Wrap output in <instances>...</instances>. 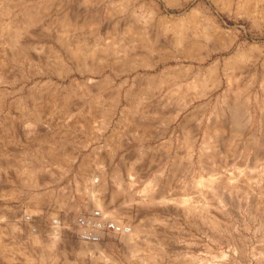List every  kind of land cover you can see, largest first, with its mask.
<instances>
[{
  "label": "rangeland",
  "instance_id": "374dc122",
  "mask_svg": "<svg viewBox=\"0 0 264 264\" xmlns=\"http://www.w3.org/2000/svg\"><path fill=\"white\" fill-rule=\"evenodd\" d=\"M210 20L222 31L200 35ZM76 45L97 52L80 61ZM216 59L220 84L208 79ZM262 84L264 0H0V264H264ZM92 158L84 173L95 165L114 197L106 213L149 181L165 197L106 214L140 225L134 249L112 232L80 238L91 225L76 221L98 209L70 207Z\"/></svg>",
  "mask_w": 264,
  "mask_h": 264
},
{
  "label": "bare ground",
  "instance_id": "6f19581e",
  "mask_svg": "<svg viewBox=\"0 0 264 264\" xmlns=\"http://www.w3.org/2000/svg\"><path fill=\"white\" fill-rule=\"evenodd\" d=\"M227 1H229V0H227ZM240 3V2H239ZM247 3V1H244V4H246ZM252 5V4H251ZM69 6V5H68ZM249 6H248V9H247V11H249ZM198 8H194V9H192L191 10V12L189 13V14H187L186 16H183V17H177V18H175V19H171V20H173V21H182L184 18H186V17H188V16H194L195 15V13H196V10H197ZM251 10V9H250ZM253 10H254V7H253ZM155 14V13H154ZM77 16V15H76ZM75 16V17H76ZM156 16L158 17V19H163V18H161V16H159L157 13H156ZM166 18V17H165ZM26 19V18H25ZM75 20V19H74ZM198 20V19H197ZM185 21H186V19H185ZM194 22V21H193ZM191 23V24H194V23H196V21L194 22V23ZM61 26L62 27H67V26H69V23L66 21V20H62L61 21ZM185 25V24H184ZM209 27H210V32H206V31H204V30H202V32H199V34L200 35H202V36H205V37H207V36H215L216 34H218L217 32H221L222 30H221V27L218 25V24H216L214 21H212V20H210L209 21ZM201 27V26H200ZM185 27H183V25H182V23H179V27H177V28H175V33H176V35H177V38H176V41H177V43H181V41H182V39L184 38L183 37V35H184V33H186V30L184 29ZM193 28L195 29L196 27H194L193 26ZM172 30V29H171ZM209 31V30H208ZM192 32V31H191ZM227 32V31H226ZM8 34V33H7ZM12 35V34H11ZM6 36V35H5ZM8 36H9V34L7 35V37L6 38H8ZM217 37H219L218 35H217ZM14 39V38H13ZM17 39V38H16ZM233 39H235V37L233 36V35H231L230 36V38H228V39H222V38H219L218 40H220L219 41V43L221 44V45H225V44H231V42L233 41ZM7 40V39H6ZM10 40V42H11V45H12V43H14L15 44V42H12L11 41V39H9ZM8 41V40H7ZM14 41V40H13ZM10 42H9V44H10ZM4 43V42H3ZM185 44V43H184ZM191 44V43H190ZM220 45V46H221ZM13 46V45H12ZM70 47V46H69ZM194 48H196V45H185V47H184V52L185 53H192V50L194 49ZM13 49H15L14 48V46H13ZM17 50V49H16ZM153 50V49H152ZM103 51V50H102ZM16 52V51H15ZM18 52V51H17ZM70 52H71V55H72V57L73 58H75V59H77V60H80V61H82L83 59H85L87 56H89V55H94V53L95 52H97V50H96V48H92V49H83L82 47H80L79 45H76V46H74L71 50H70ZM107 52V51H106ZM20 53V52H19ZM238 53H239V51H236L232 56H230V57H228V58H225L224 60H223V63H224V66L223 67H225L226 66V62H227V60L228 59H231V58H233V57H237L236 55H238ZM18 57V56H17ZM23 57V56H22ZM25 59V58H24ZM185 66V65H184ZM219 67H221V61L219 60V59H216V60H214L209 66H208V69H210L211 70V73L209 74V77H208V79L209 80H213L214 79V81H216V83H218V84H220V78L217 76V75H215V73H214V75H213V73L212 72H216V70L217 69H219ZM189 69V68H188ZM202 74L200 73V76H201ZM203 76V75H202ZM201 76V77H202ZM201 77H199V78H201ZM207 78V77H206ZM205 78V79H206ZM204 79V80H205ZM251 81V80H250ZM92 82V81H91ZM163 82V81H162ZM202 84H203V81H202ZM249 84V83H248ZM198 85H197V83L196 82H191L187 87H186V89L188 90V87H189V89L190 88H195V87H197ZM262 89H263V91H264V84H262ZM83 87V86H82ZM200 87H201V84H200ZM80 89H81V87H79ZM79 88L77 89L78 90V92H77V94L78 93H80L79 92ZM73 89V88H72ZM200 89V88H199ZM76 90V89H75ZM200 91V90H199ZM198 91V92H199ZM197 92V93H198ZM87 93V92H86ZM191 93V92H190ZM189 94V93H188ZM194 94H196V93H194ZM75 95H76V93H75ZM141 95V94H140ZM68 97V96H67ZM67 97H64L63 99H66ZM130 97V96H129ZM70 98V97H69ZM139 98V97H138ZM192 98V97H191ZM116 99H118V101H119V95H117L116 96ZM135 99H136V97H135ZM140 99V98H139ZM130 100V99H129ZM118 101H116V102H113V103H111V107H110V112H108V114H106V120H109V118L113 115V112H115V109L117 108V106L119 105V102ZM139 101V100H138ZM91 108V107H90ZM179 109V108H178ZM133 112V111H132ZM135 112H138V111H135ZM89 113V112H88ZM121 113H122V117H123V120H129L130 119V114H129V112H124L123 110H121ZM179 114V113H178ZM84 115H87V113L86 114H84ZM140 115V114H139ZM89 116L90 115H88V118H89ZM141 116V115H140ZM167 119H169V118H167ZM28 124H31V123H28ZM33 127H34V125H32ZM184 134V133H183ZM235 136V135H234ZM52 144H54V142L52 143ZM45 145V144H44ZM41 146V145H40ZM56 147H58V146H56ZM205 147H209V144H208V146L206 145ZM56 149H58V148H56ZM58 151V150H57ZM60 151V150H59ZM55 154H57V153H55ZM58 155V154H57ZM62 157V156H61ZM68 159H70L71 158V156H70V158H69V156L67 157ZM15 159V158H14ZM48 159V158H47ZM72 159V158H71ZM18 160V159H17ZM50 160V159H49ZM58 160V159H57ZM100 160L98 159L97 160V158L96 159H93L92 158V160H87L86 161V164H83L81 167V169H80V173H81V175H80V177H79V179H78V182H77V187H76V190H77V202H76V204L74 205L73 203V206L74 207H70L71 209H73L74 208V210L75 211H77V210H79V209H81V208H89L90 206H91V208L93 207V208H96L97 207V209L99 210H95V211H91L92 213H91V216L89 217V218H86L85 216H83V217H81V219L80 220H78V218L76 219V220H78V221H76V222H78L79 223V225L80 226H83V227H89L90 225H91V227H89V228H91V231L89 232V230L87 231V230H85L84 231V233H83V235H80V238L81 239H83L84 241H90V242H96V241H100L99 239V235H101V234H105V232L107 233V234H109V236H111L110 235V233L112 232V237L114 238H116L117 240H118V242L119 243H123L124 244V246H126V245H131V247H133V249H134V247H136V244H137V235H138V230H140V225L138 226V224H134L133 222V220L132 221H130L129 220V222H128V224L126 225V224H124L123 222H122V220L120 219V218H116V217H114L115 219H114V222L113 221H111L110 223H109V221L107 220V215L109 214L110 216H112V215H114V216H116V214L119 212V213H121V210H116V208L114 209V207L112 208V209H110L109 210V212H105L107 209H106V207H107V205H108V203L110 202V204H113V199H114V197H113V199H111V198H109L108 199V195L106 194V191H108L107 190V186H106V183H104L103 181V179H102V181L100 182V177H101V175H102V171H100L99 169H97V167L95 166V165H98L100 162H99ZM9 163V162H8ZM102 163V162H101ZM1 164V163H0ZM82 164V163H81ZM89 164H95L94 166H93V169L91 170V171H89V172H87V173H89V174H86V173H84V170L85 169H87V167L89 166ZM10 165V164H9ZM85 165H88L87 167L85 166ZM3 166V165H2ZM11 166H12V164H11ZM92 167V166H91ZM1 168V167H0ZM5 168V167H4ZM7 168V167H6ZM12 168V167H11ZM104 168V167H103ZM19 169H20V167H19ZM105 169V168H104ZM39 170V169H38ZM89 170V169H88ZM5 172V171H4ZM43 172H44V170H43ZM53 172V171H52ZM78 172V173H79ZM113 172V171H112ZM116 172V171H115ZM227 172V171H226ZM35 173H38V171H36V172H34V174ZM79 173V174H80ZM104 173V172H103ZM114 173V172H113ZM117 173V172H116ZM129 173V172H128ZM160 173V172H159ZM15 174H16V172H15ZM51 174V173H50ZM95 174H97L98 176H99V178L97 177V180L95 181V179H93V176L95 175ZM163 174V173H162ZM162 174L160 173V175L162 176ZM25 175V174H24ZM37 175V174H36ZM105 175H106V173H105ZM116 175V174H115ZM3 176V175H2ZM18 176V175H17ZM155 176V175H154ZM7 177V176H6ZM23 177V176H22ZM26 177V176H25ZM32 177H33V175H32ZM39 177V176H38ZM38 177H36V179L38 178ZM34 178H35V176H34ZM42 178V177H41ZM103 178V177H102ZM35 179V180H36ZM77 179V178H76ZM154 179V178H153ZM158 179V178H157ZM171 179H172V177H171ZM19 180V179H18ZM34 180V181H35ZM129 180H130V178H129ZM159 180V179H158ZM173 180V179H172ZM37 181V180H36ZM155 181H156V179H155ZM227 181V180H226ZM225 180H224V182H226ZM228 181H229V183H230V186L231 187H236V184H238V182L240 181V177H238V175L237 176H230V177H228ZM28 182H29V179H28ZM32 182V181H31ZM130 182V181H129ZM234 182V183H233ZM241 182V181H240ZM20 183V182H19ZM33 183V182H32ZM36 183V182H35ZM123 183V182H122ZM122 183H121V187H122ZM125 183V182H124ZM123 183V187L125 186V184ZM146 183V182H145ZM198 183H201V180H199L198 181ZM243 183V182H242ZM34 184V183H33ZM40 184H42V183H40ZM155 182L154 181H149L148 182V184L146 185L145 184V188H143L141 191V193H140V195H138V196H133L132 194H131V192H125L124 193V195L126 196V198H127V202H128V206L129 207H127V208H125V209H123L122 211H123V214L124 215H126V218H127V216L129 217V215H128V212H129V210H130V208H132L131 206L132 205H130V203L129 202H132V201H134L133 203L134 204H139V205H141V203H143V204H147V203H149L150 205H151V203H160V205H161V203H165V197L164 196H160V195H157L156 196V194H155V196H154V192L155 193H157V191L155 190ZM219 184V183H218ZM31 185V184H30ZM133 185V184H132ZM217 186V185H216ZM253 186V185H252ZM23 187V186H22ZM30 187V186H29ZM121 187L120 188H117V189H121ZM243 187V186H242ZM127 188H128V183H127ZM130 188V187H129ZM158 189H160L159 187H157ZM206 189V188H205ZM204 189V190H205ZM214 189V188H213ZM113 190V189H112ZM130 189H128V191H129ZM132 190V189H131ZM155 190V191H154ZM11 191V190H10ZM19 191V190H18ZM17 191V192H18ZM118 191V190H117ZM159 191H161V189L159 190ZM13 192V191H12ZM11 192V193H12ZM122 192H123V190H122ZM122 192H119V193H121V195H122ZM135 192V191H134ZM162 192V191H161ZM204 193L206 192V191H203ZM9 193V192H8ZM163 193V192H162ZM208 193V192H207ZM252 193H253V191H252ZM0 194H1V192H0ZM18 194V193H17ZM41 194V193H40ZM116 194V193H115ZM139 194V193H138ZM196 194V193H195ZM206 194V193H205ZM37 195H39V194H37ZM37 195H36V197H37ZM52 195V194H51ZM50 195V196H51ZM62 195V194H61ZM65 195H67V194H65ZM162 195V194H161ZM176 195V194H175ZM199 195V194H198ZM15 196H17V195H15ZM35 196V195H34ZM48 196V195H47ZM64 196V195H63ZM111 196V194H109V197ZM117 196V195H116ZM32 197V196H31ZM44 197V196H43ZM66 197V196H65ZM68 197V196H67ZM9 198V197H8ZM30 198V197H29ZM50 198V197H49ZM57 198V197H56ZM58 198H60V197H58ZM69 198V197H68ZM125 198V197H124ZM125 198V199H126ZM181 198V197H180ZM61 199V198H60ZM62 199H64V198H62ZM182 199V198H181ZM180 199V201H182ZM186 199V198H185ZM66 200V199H65ZM109 200V201H108ZM34 201V200H33ZM67 201V200H66ZM108 201V202H107ZM178 201V200H177ZM29 202V201H28ZM38 202H40L39 200H36L35 201V205L36 204H38ZM31 203V202H30ZM34 203V202H33ZM62 203V202H61ZM60 204V203H59ZM149 204H148V206H149ZM176 204V203H175ZM29 205V204H28ZM40 205V204H39ZM115 205V204H114ZM145 205H143V206H145ZM168 205V204H167ZM177 205V204H176ZM58 206V205H57ZM69 206V205H68ZM113 206V205H112ZM117 206V205H116ZM147 205H146V207H148ZM30 207V206H29ZM60 207V206H59ZM62 207V206H61ZM151 207V206H150ZM156 208H157V206H155ZM158 207H159V205H158ZM167 207V206H166ZM32 208V207H31ZM108 208V207H107ZM149 208V207H148ZM152 208V207H151ZM188 209H189V207H187ZM90 209V208H89ZM88 209V210H89ZM106 209V210H105ZM161 209V208H160ZM167 209V208H166ZM37 210L39 211V209L37 208ZM90 210H92V209H90ZM161 210H163V209H161ZM186 210V209H185ZM63 211V210H62ZM73 211V210H72ZM71 211V212H72ZM108 211V210H107ZM184 212V211H183ZM28 213H30V211L28 212ZM33 213V212H32ZM53 213V212H52ZM56 213V212H55ZM86 213V212H85ZM186 213V212H185ZM35 214V213H34ZM58 214V213H57ZM71 214V213H70ZM107 214V215H106ZM31 215V214H30ZM83 215H84V213H83ZM120 214H118V216H119ZM123 215V216H124ZM264 215V214H263ZM26 216H29V215H26ZM31 216H33V215H31ZM44 216V215H43ZM54 216V215H53ZM71 216V215H70ZM87 216H89V215H87ZM122 216V215H121ZM183 216H184V214H183ZM80 217V216H79ZM125 217V216H124ZM70 218V217H69ZM75 218V217H74ZM108 218H110L109 216H108ZM113 218V217H112ZM122 218V217H121ZM20 219V218H19ZM26 220V219H25ZM33 220V219H32ZM31 220V221H32ZM74 220V219H73ZM72 220V221H73ZM125 220V219H124ZM123 220V221H124ZM34 221V220H33ZM32 221V222H33ZM40 221V220H39ZM56 222V221H55ZM54 222V223H55ZM75 222V221H74ZM136 222V221H135ZM61 223V222H60ZM13 224V223H12ZM21 224V223H20ZM25 224V223H24ZM24 224H22L23 226H24ZM33 224H35V223H33ZM53 224V223H52ZM58 224V223H57ZM57 224H55V225H57ZM32 225V224H31ZM39 225V224H38ZM48 225V224H47ZM63 225V224H62ZM77 225V224H76ZM85 225V226H84ZM11 226V225H10ZM32 226H34V225H32ZM36 226V225H35ZM9 227V226H8ZM47 227V226H46ZM55 227H58V226H51L50 228L51 229H53V228H55ZM63 227V226H62ZM61 227V228H62ZM68 227V226H67ZM82 227V228H83ZM81 228V229H82ZM142 228V227H141ZM144 228V227H143ZM35 229V228H34ZM39 229H40V227H39ZM43 229V228H42ZM58 228H56V230H57ZM2 230V229H1ZM38 230V229H37ZM45 230V229H44ZM72 230V229H71ZM82 230H84V229H82ZM74 231V230H73ZM65 232H67V231H65ZM81 232V231H80ZM108 232H110V233H108ZM142 232V231H141ZM61 233H62V231H61ZM51 234V233H50ZM1 235V234H0ZM37 235V234H36ZM102 236V235H101ZM105 236H107L106 234H105ZM139 237V236H138ZM56 239V238H55ZM40 241V240H39ZM49 242V241H48ZM56 242V241H55ZM89 242V243H90ZM141 242V241H140ZM41 243V242H40ZM53 243V242H52ZM88 243V242H87ZM97 243V242H96ZM102 243V242H101ZM100 243V244H101ZM107 243V242H106ZM37 244H38V242H37ZM46 244H47V242H46ZM45 244V245H46ZM116 244V243H115ZM126 244V245H125ZM94 245H95V243H94ZM21 246V245H20ZM51 246V245H50ZM56 246V245H55ZM110 246H112V245H110ZM0 247H1V245H0ZM3 247V246H2ZM14 247V246H13ZM48 247V246H47ZM46 247V248H47ZM54 247V246H53ZM53 247H52V249H53ZM57 247V246H56ZM87 246H85V248H86ZM93 247V246H92ZM22 248V247H21ZM88 248V247H87ZM86 248V249H87ZM6 249V248H5ZM18 249V248H17ZM82 249V248H81ZM85 249V250H86ZM50 250V249H49ZM95 250H96V248H95ZM1 251V250H0ZM22 251V250H21ZM83 251V250H82ZM87 252H89L88 250H86ZM97 251V250H96ZM99 251V250H98ZM134 251V250H133ZM19 252V251H18ZM22 253V252H21ZM85 253V252H84ZM134 253V252H133ZM137 253V252H136ZM47 254H48V252H47ZM7 255V254H6ZM22 255H23V253H22ZM27 255V254H26ZM25 255V256H26ZM58 255V254H57ZM24 256V255H23ZM132 256V255H131ZM9 257V256H8ZM39 257V256H38ZM42 257H43V255H42ZM49 257V256H48ZM54 257H55V255H54ZM139 257V256H138ZM28 258V257H27ZM30 258V257H29ZM32 258V257H31ZM97 258V257H96ZM157 258V257H156ZM40 259V258H39ZM106 259V258H105ZM146 259V258H145ZM44 260V259H43ZM52 260V259H51ZM132 260H133V258H132ZM25 261H26V259H25ZM114 261V260H113ZM153 261V260H152ZM158 261V260H157ZM96 262V261H95ZM109 263V262H108ZM55 264V263H54ZM205 264H206V262H205Z\"/></svg>",
  "mask_w": 264,
  "mask_h": 264
}]
</instances>
